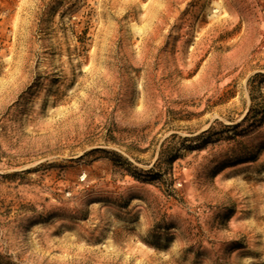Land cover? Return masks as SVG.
Segmentation results:
<instances>
[{"label": "rangeland", "instance_id": "rangeland-1", "mask_svg": "<svg viewBox=\"0 0 264 264\" xmlns=\"http://www.w3.org/2000/svg\"><path fill=\"white\" fill-rule=\"evenodd\" d=\"M0 264H264V0H0Z\"/></svg>", "mask_w": 264, "mask_h": 264}]
</instances>
